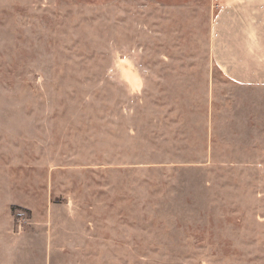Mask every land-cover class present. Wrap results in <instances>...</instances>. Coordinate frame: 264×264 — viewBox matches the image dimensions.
I'll use <instances>...</instances> for the list:
<instances>
[{
  "label": "rangeland",
  "instance_id": "obj_1",
  "mask_svg": "<svg viewBox=\"0 0 264 264\" xmlns=\"http://www.w3.org/2000/svg\"><path fill=\"white\" fill-rule=\"evenodd\" d=\"M228 0H0V264H264V84L212 57Z\"/></svg>",
  "mask_w": 264,
  "mask_h": 264
},
{
  "label": "crops",
  "instance_id": "obj_2",
  "mask_svg": "<svg viewBox=\"0 0 264 264\" xmlns=\"http://www.w3.org/2000/svg\"><path fill=\"white\" fill-rule=\"evenodd\" d=\"M212 57L233 81L264 84V0H228L212 29Z\"/></svg>",
  "mask_w": 264,
  "mask_h": 264
}]
</instances>
